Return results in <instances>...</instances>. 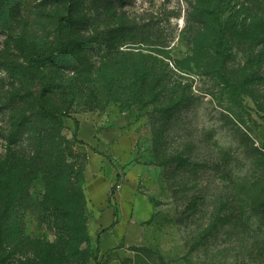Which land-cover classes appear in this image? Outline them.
<instances>
[{"label":"rangeland","instance_id":"374dc122","mask_svg":"<svg viewBox=\"0 0 264 264\" xmlns=\"http://www.w3.org/2000/svg\"><path fill=\"white\" fill-rule=\"evenodd\" d=\"M45 1L14 0L12 25L0 27V163L12 152V142L22 155L29 153V128L15 127L17 113L5 105L15 87L8 71L14 65L7 63H25L29 25L39 22ZM164 1L124 0L121 6L140 14L151 6L172 10L180 4ZM172 22L181 27L182 16ZM186 53L176 40L173 56L181 59ZM257 55L252 49L248 56L235 52L230 58V69L244 76L239 98H230L196 71L180 72L192 100L168 126L158 125V138L151 131V109L112 103L103 110L77 107L64 118L62 134L74 143L76 163L84 170L89 244L83 248L96 258L87 264H264V59ZM99 180L109 184L104 200L115 213L111 228L117 227L119 236L107 250L101 235L109 228L99 227L102 211L88 191ZM28 190L40 198L39 183ZM121 201L127 202L124 208ZM21 220L27 240L8 264H29L38 243L57 246L58 232L47 221L29 210Z\"/></svg>","mask_w":264,"mask_h":264},{"label":"trees","instance_id":"16d2710c","mask_svg":"<svg viewBox=\"0 0 264 264\" xmlns=\"http://www.w3.org/2000/svg\"><path fill=\"white\" fill-rule=\"evenodd\" d=\"M179 1L172 10L151 6L140 14L125 11L124 0H46L40 6L39 22L29 25L25 63H7L14 65L8 71L15 87L5 105L17 113L15 127L29 128V153L22 155L11 138L12 152L0 163V264L24 248L21 219L28 210L58 232L57 246L38 243L29 264L96 261L83 248L89 244L84 170L74 143L62 134L64 118L77 107L151 109V131L158 138V125L168 126L192 100L180 72L210 78L233 99L244 93V76L229 61L235 52L248 56L252 49L264 59V0ZM12 3L0 0V27L12 25ZM230 5L235 11L228 14ZM181 16L182 26H173ZM176 40L187 48L181 59L172 54ZM36 183L40 198L28 190Z\"/></svg>","mask_w":264,"mask_h":264},{"label":"crops","instance_id":"0c3cea01","mask_svg":"<svg viewBox=\"0 0 264 264\" xmlns=\"http://www.w3.org/2000/svg\"><path fill=\"white\" fill-rule=\"evenodd\" d=\"M96 177L98 179H102L99 173ZM106 182L107 180H99L98 184H93L91 185V188L88 189L90 198L94 203H96L97 207L101 208L102 211V217L99 222V227H101L102 230H107L109 228V231L101 235V245L103 249L105 248V250L114 247L117 239L119 238L117 227L111 228V226L116 225H113L115 213L112 207L108 203H105L104 200L105 193L107 192V189L109 187V184H107ZM99 191H103V194H100ZM125 203L127 202L121 201L119 205L124 208Z\"/></svg>","mask_w":264,"mask_h":264}]
</instances>
